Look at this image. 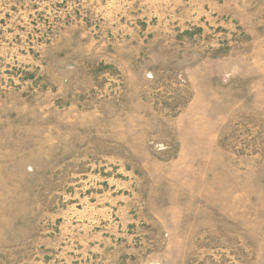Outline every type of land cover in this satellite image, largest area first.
Returning <instances> with one entry per match:
<instances>
[{
    "label": "rangeland",
    "instance_id": "rangeland-1",
    "mask_svg": "<svg viewBox=\"0 0 264 264\" xmlns=\"http://www.w3.org/2000/svg\"><path fill=\"white\" fill-rule=\"evenodd\" d=\"M0 264H264V0H0Z\"/></svg>",
    "mask_w": 264,
    "mask_h": 264
}]
</instances>
